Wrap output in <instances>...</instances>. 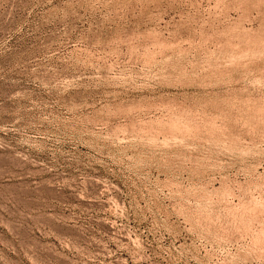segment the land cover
Returning a JSON list of instances; mask_svg holds the SVG:
<instances>
[{
    "label": "rangeland",
    "instance_id": "374dc122",
    "mask_svg": "<svg viewBox=\"0 0 264 264\" xmlns=\"http://www.w3.org/2000/svg\"><path fill=\"white\" fill-rule=\"evenodd\" d=\"M0 264H264V0H0Z\"/></svg>",
    "mask_w": 264,
    "mask_h": 264
},
{
    "label": "bare ground",
    "instance_id": "6f19581e",
    "mask_svg": "<svg viewBox=\"0 0 264 264\" xmlns=\"http://www.w3.org/2000/svg\"><path fill=\"white\" fill-rule=\"evenodd\" d=\"M246 31V30H245ZM251 45V44H250Z\"/></svg>",
    "mask_w": 264,
    "mask_h": 264
}]
</instances>
